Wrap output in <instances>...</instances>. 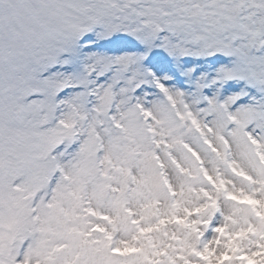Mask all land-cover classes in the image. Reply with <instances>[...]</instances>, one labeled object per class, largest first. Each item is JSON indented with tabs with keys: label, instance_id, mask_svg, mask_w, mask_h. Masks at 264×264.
<instances>
[{
	"label": "snow or ice",
	"instance_id": "snow-or-ice-1",
	"mask_svg": "<svg viewBox=\"0 0 264 264\" xmlns=\"http://www.w3.org/2000/svg\"><path fill=\"white\" fill-rule=\"evenodd\" d=\"M0 264H264V0H0Z\"/></svg>",
	"mask_w": 264,
	"mask_h": 264
}]
</instances>
